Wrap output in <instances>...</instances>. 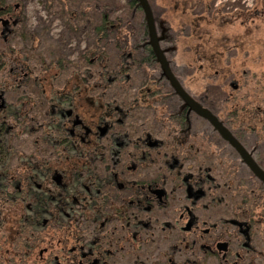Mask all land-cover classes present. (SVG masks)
I'll list each match as a JSON object with an SVG mask.
<instances>
[{"label": "flooded vegetation", "instance_id": "flooded-vegetation-1", "mask_svg": "<svg viewBox=\"0 0 264 264\" xmlns=\"http://www.w3.org/2000/svg\"><path fill=\"white\" fill-rule=\"evenodd\" d=\"M149 2L180 85L157 61L139 0L128 5L141 12V33L110 19L102 0H40L73 35L68 22H85L89 40L74 59L28 29L29 0H0L5 193L20 192L33 214L47 208L60 232L71 225L58 235L56 264H264V179L192 106L210 110L264 171V104L246 77L264 69V0ZM112 33L123 55L114 71L105 58ZM83 51L99 84L90 73L77 80ZM112 87L122 92L106 93ZM18 130L36 152L13 147ZM74 155L84 172L72 168Z\"/></svg>", "mask_w": 264, "mask_h": 264}, {"label": "trees", "instance_id": "trees-1", "mask_svg": "<svg viewBox=\"0 0 264 264\" xmlns=\"http://www.w3.org/2000/svg\"><path fill=\"white\" fill-rule=\"evenodd\" d=\"M80 24L81 21L79 20L77 21L76 26L73 21H69L68 29H76L77 27H80ZM93 53L95 54V52ZM52 55L49 56L51 61L53 60ZM87 62L88 59L85 58V52L83 51L80 60H77V62L75 63L77 80L82 82L83 77L90 73L91 80H96V84H99V81L101 80L100 75L98 74V72H96V74L94 75L93 69H89V67H86L85 64ZM60 67L62 69V73H66L68 77L69 72L67 69H69V63L68 60H65L62 55L60 59ZM263 76V69H254L252 77L261 80ZM261 86L262 90L260 96L257 94L258 91L253 90L252 92L255 94L257 100H262L264 95V84ZM49 88L51 89L52 86H49ZM19 125L20 124H18V126ZM19 131L20 130L15 133L16 137H18L14 141L13 145V147L17 149L24 148V141L19 139L22 133ZM43 138L48 140L46 135H44ZM2 142L4 143V141ZM3 143L0 144V175H2L0 178V222H2V225L0 226V244L8 249L4 251V254H0V263L56 264L54 255H57L59 253L57 243L58 235L62 233L65 239L66 235H68L70 231L69 227H71V225L66 224V228L60 232L57 228V222L53 217V213L48 212L46 210L47 208L43 211H40L39 209V213L33 214L30 207L29 209L26 208L23 198L20 197V192L17 191L15 194L8 197L7 192L5 193V189H7L10 184L5 183L7 179V176L5 175V162H7L10 153L7 151V146L5 145V143ZM25 148L27 150L32 149V152H36L34 144L29 142L28 139ZM41 149L44 154L50 155L54 159V155L48 153L50 151V148H45L44 146H42ZM16 156L17 153L12 155V157ZM72 157H74L75 161L72 168L76 172H84V170H82L86 162L84 157L80 158L76 157V155ZM52 173L53 170L51 171L49 176H51ZM21 184H23V182H16L15 187H18ZM12 185H14V182H12ZM46 196L47 198H49V195ZM77 225L78 226L76 228V233L78 234V231L80 230L79 228L85 227V220H79ZM66 264H69V262L67 261ZM75 264H80V262L77 261L75 262Z\"/></svg>", "mask_w": 264, "mask_h": 264}, {"label": "rangeland", "instance_id": "rangeland-1", "mask_svg": "<svg viewBox=\"0 0 264 264\" xmlns=\"http://www.w3.org/2000/svg\"><path fill=\"white\" fill-rule=\"evenodd\" d=\"M107 5L108 15L110 19H123L127 20L128 23H130L131 26L134 25L137 32H142L143 30V22H142V16L141 12L135 11L134 8H131L128 5L129 0H102ZM232 1V0H230ZM29 16L30 20H28V29L31 31H45L43 36H46L45 41L46 45L49 43L50 45L54 46L59 50L61 54H66L67 56H70L72 59L74 57H77L79 55L80 49H83L85 41H88L85 27V22L81 21L80 27H77L75 29L74 35L71 33V31L66 30L64 25L62 24V21L59 20H52L51 17H47L45 14L41 12L40 9V0H29ZM260 30L264 31V25L260 27ZM114 35L111 34L109 48L107 50V53L105 54V58L109 63L110 70L114 71V68L116 67V62L119 59H123V55L119 51V47H117L116 40L113 39ZM256 49L253 51H250V54L247 56L250 60H253L256 58V54H258L256 51L257 49L262 50L263 48V40L256 45ZM37 53V52H36ZM35 53V54H36ZM34 63H37L36 61ZM252 64V62L250 61ZM254 67V64L251 65ZM93 73L94 75L99 70L98 67H93ZM254 70L250 71L251 76L253 74ZM264 72V69H263ZM249 74L246 75V77L251 79L249 89L251 88V91L256 90L258 91V95H261L262 86L264 84V76L261 78V80H258L254 77H251ZM113 89L107 90L106 93L110 94H117L121 93L122 91L119 89V91H116L114 87ZM117 88V87H116ZM123 89H127V87L124 85L122 87ZM115 90V91H114ZM263 100V101H262ZM262 100H257L256 103H263L264 104V95ZM22 143V142H21ZM26 142L24 141V148L26 146Z\"/></svg>", "mask_w": 264, "mask_h": 264}, {"label": "water", "instance_id": "water-1", "mask_svg": "<svg viewBox=\"0 0 264 264\" xmlns=\"http://www.w3.org/2000/svg\"><path fill=\"white\" fill-rule=\"evenodd\" d=\"M139 5L141 6V8L144 11L145 20L147 22L148 30H149L150 36H151V44L153 45L154 52L157 56V61L160 63V67L164 71L166 76L168 78H170V80L175 85H177V84H179V82H178L176 76L173 74V72L169 66V62L166 59V56L164 54V50L160 47V43H159L160 37H158V35H157L156 19L154 17V13H153L152 7L150 5V2H149V0H139ZM182 93L186 97H189V95L186 94L185 92L182 91ZM192 106H193L194 110H196L199 113H202L203 115H205L206 117L210 118L211 120H213L215 122L216 126L219 128V130L221 131L223 136L225 138H227L229 141H231V143L234 146H236V148L242 153V155L244 156L246 162L251 167V169L258 176H260L262 179H264V171L258 166V164L255 162V160L248 153V151L242 146L240 141L236 137H234V135L229 130H227L225 127H223L222 124L216 120L215 115L210 110L203 108L202 106H200L198 104H197V106H194L192 104Z\"/></svg>", "mask_w": 264, "mask_h": 264}]
</instances>
